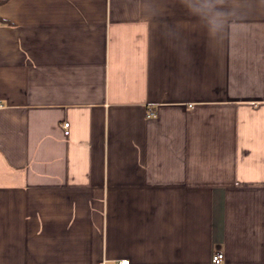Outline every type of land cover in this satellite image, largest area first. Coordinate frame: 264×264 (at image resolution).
I'll return each instance as SVG.
<instances>
[{"label": "crops", "instance_id": "crops-1", "mask_svg": "<svg viewBox=\"0 0 264 264\" xmlns=\"http://www.w3.org/2000/svg\"><path fill=\"white\" fill-rule=\"evenodd\" d=\"M218 9L3 0L0 264H264V0Z\"/></svg>", "mask_w": 264, "mask_h": 264}, {"label": "clouds", "instance_id": "clouds-1", "mask_svg": "<svg viewBox=\"0 0 264 264\" xmlns=\"http://www.w3.org/2000/svg\"><path fill=\"white\" fill-rule=\"evenodd\" d=\"M185 7L206 24V29L211 37L222 33L228 14L220 11L218 6L224 0H181Z\"/></svg>", "mask_w": 264, "mask_h": 264}, {"label": "built area", "instance_id": "built-area-1", "mask_svg": "<svg viewBox=\"0 0 264 264\" xmlns=\"http://www.w3.org/2000/svg\"><path fill=\"white\" fill-rule=\"evenodd\" d=\"M69 123L68 122H64V133H68L67 127H68ZM213 264H222L223 262V253L220 251H217L212 258ZM118 264H129L128 260L122 259L118 262Z\"/></svg>", "mask_w": 264, "mask_h": 264}, {"label": "trees", "instance_id": "trees-1", "mask_svg": "<svg viewBox=\"0 0 264 264\" xmlns=\"http://www.w3.org/2000/svg\"><path fill=\"white\" fill-rule=\"evenodd\" d=\"M3 2V0H0V4ZM0 20H3L1 17H0Z\"/></svg>", "mask_w": 264, "mask_h": 264}]
</instances>
